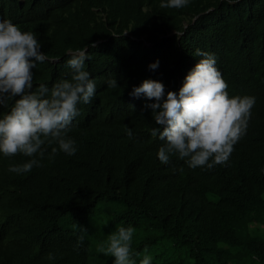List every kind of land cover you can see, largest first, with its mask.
I'll list each match as a JSON object with an SVG mask.
<instances>
[{"label": "trees", "instance_id": "16d2710c", "mask_svg": "<svg viewBox=\"0 0 264 264\" xmlns=\"http://www.w3.org/2000/svg\"><path fill=\"white\" fill-rule=\"evenodd\" d=\"M162 2L0 0V21L33 32L47 57L32 69L34 89L69 79V52L93 43L85 70L97 89L67 133L74 155L56 144L42 146L43 158L0 153V264H113L97 249L121 226L135 229L136 264L145 254L151 264H264V0ZM197 49L214 55L230 98L255 97L246 133L211 169L178 154L161 163L163 141L144 108L155 101L130 95L145 79L178 92ZM33 158L31 171L8 170ZM253 214L259 220L236 235L231 223Z\"/></svg>", "mask_w": 264, "mask_h": 264}, {"label": "clouds", "instance_id": "9594fccd", "mask_svg": "<svg viewBox=\"0 0 264 264\" xmlns=\"http://www.w3.org/2000/svg\"><path fill=\"white\" fill-rule=\"evenodd\" d=\"M188 3L189 0H167L160 7L180 9ZM95 46L93 43L88 47ZM88 47L69 52L70 58L66 61L71 69L69 79L58 80L51 89L45 84L34 89L32 69L37 62L47 59L42 45L33 32L22 31L10 20L0 21V108L9 109L0 116L3 156L35 157L38 154L43 158L45 144H56L65 154H75V141L67 133L73 130V121L77 125L78 104L91 103L96 94V83L85 70V61L90 59ZM193 55L200 59L185 76L178 92L165 93L161 82L145 79L133 87L130 95L155 101L146 103L144 108L151 109L152 119L158 125L150 130L151 136H159L163 141L157 152L161 163L168 164L170 157L178 154L181 159L188 158L191 168L207 166L211 169L228 161L234 145L246 133L255 97L230 98L228 85L215 66L214 55L200 49ZM158 67V60L149 65L150 70ZM107 87H118L117 80L108 79ZM126 132L132 139L133 131L126 129ZM56 153L57 148L53 147L50 158ZM34 166H40L38 159L10 165L8 170L20 174L31 171ZM134 232L131 226L118 227L97 251L113 257V264H136L132 257L141 253L131 250ZM147 252L145 246L144 253ZM151 259L145 254L140 264H151Z\"/></svg>", "mask_w": 264, "mask_h": 264}, {"label": "rangeland", "instance_id": "374dc122", "mask_svg": "<svg viewBox=\"0 0 264 264\" xmlns=\"http://www.w3.org/2000/svg\"><path fill=\"white\" fill-rule=\"evenodd\" d=\"M258 220L259 216L257 214H253L249 219L232 222V229L236 235H239L246 227H248V223L250 221L257 222Z\"/></svg>", "mask_w": 264, "mask_h": 264}, {"label": "bare ground", "instance_id": "6f19581e", "mask_svg": "<svg viewBox=\"0 0 264 264\" xmlns=\"http://www.w3.org/2000/svg\"><path fill=\"white\" fill-rule=\"evenodd\" d=\"M78 2V1H77ZM75 5V4H74ZM94 9V8H93ZM98 10V9H97ZM96 11V10H95ZM64 15V14H63ZM100 16V15H99ZM109 45V44H108ZM107 45V46H108ZM67 46V45H66ZM100 47H102V46H100ZM104 48V47H103ZM109 48V47H108ZM107 48V49H108ZM117 48V47H116ZM54 63V62H53ZM57 64V63H56ZM65 67V66H64ZM119 67V66H118ZM89 68V67H88ZM66 69V68H65ZM66 71H68V70H66ZM66 72H64V74H65ZM57 78V77H56ZM104 83V82H103ZM124 83V82H123ZM106 84H107V82H106ZM118 84V83H117ZM97 90V89H96ZM92 103H94V102H92ZM129 104H131V103H129ZM132 105V104H131ZM123 110H125V109H122V111ZM2 111V110H1ZM121 112V111H120ZM5 112H3V114H4ZM151 116V115H150ZM152 117V116H151ZM90 118V117H89ZM74 123V122H73ZM81 129H83V128H81ZM84 131V130H83ZM84 133V132H83ZM80 137V136H79ZM77 138H78V136H77ZM82 138V137H81ZM81 138L79 139V140H81ZM72 139V138H71ZM157 141H161L159 138L157 139ZM81 142V141H80ZM83 144V143H82ZM82 144H80V146H82ZM51 147V146H50ZM93 149V148H92ZM103 158H104V156H103ZM110 160V159H109ZM46 173V172H45ZM2 259V258H1ZM7 261V260H6ZM9 264V263H8Z\"/></svg>", "mask_w": 264, "mask_h": 264}]
</instances>
